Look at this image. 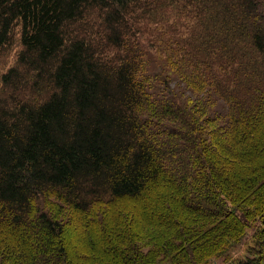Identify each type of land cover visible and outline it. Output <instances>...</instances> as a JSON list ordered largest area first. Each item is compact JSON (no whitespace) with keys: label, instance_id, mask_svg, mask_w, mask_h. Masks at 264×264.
<instances>
[{"label":"trees","instance_id":"1","mask_svg":"<svg viewBox=\"0 0 264 264\" xmlns=\"http://www.w3.org/2000/svg\"><path fill=\"white\" fill-rule=\"evenodd\" d=\"M263 124L264 0H0V264H264Z\"/></svg>","mask_w":264,"mask_h":264},{"label":"rangeland","instance_id":"2","mask_svg":"<svg viewBox=\"0 0 264 264\" xmlns=\"http://www.w3.org/2000/svg\"><path fill=\"white\" fill-rule=\"evenodd\" d=\"M166 17H169V16H166ZM182 18H184V20H187V21H192V18H196V17H194V16H186V15H183V17ZM197 19H202V20H206L205 18H197ZM204 21H203V23L201 22V21H197L195 24H191L189 27H187V25L184 27V28H177V25H174L173 27H169L168 25H169V21H168V19L167 18H165L164 19V23L162 24V26H161V30H162V32L160 33L159 31H158V33H160L161 35L162 34H164V33H166V32H169V31H177V30H183L186 34L183 36V38H187L188 37V41H193V44L194 45H196L197 43H195V40H194V38H196V36L197 37H203L202 36V34L205 32V23H204ZM179 27V26H178ZM166 29V30H165ZM193 29H195L196 30V32H197V35L194 33V31H193ZM212 30V28H209L208 29V33L210 32ZM170 36V33H167V34H164V36H163V38L162 39H164V38H168ZM185 43L182 41V39H180L179 40V42L178 43H176L174 46H183ZM148 47L150 48V51H151V53H152V57L155 59V62L150 66L151 67V69H150V71L151 72H154V73H159V72H161L160 73V77H162L163 75H164V73H162V71H164V68H163V65L161 64V63H163L162 62V57H161V55H162V53L159 51V46L158 45H156V44H152L151 42H149V45H148ZM15 49H19L18 47H16ZM204 51V50H203ZM13 55V54H12ZM219 110H222V111H224V107H223V105L221 104L220 105V107H219ZM252 122H254V121H252ZM252 122H250V123H252ZM248 124V126H247V128H250V129H254V128H256L257 127V124L255 123H253V124ZM264 133V124L263 125H261V130H259V133ZM251 137H253V134H251ZM251 141H253V140H249L248 141V145H251L252 144V142ZM246 148H247V146H246ZM244 149H245V147H237L236 148V151L238 152V153H240L241 154V156L243 155L244 156ZM247 151H248V148H247ZM252 152H254V151H248V154H251ZM261 152V150H259L258 151V153H260ZM228 153H229V151H228ZM255 158H258V157H260L262 154L260 153V154H258V155H254V153L252 154ZM246 159V158H245ZM247 159L249 160V159H252V157L251 156H248L247 157ZM246 159V160H247ZM152 200H150V199H146V202H151ZM148 205H149V203H147ZM145 211V210H144ZM147 211V210H146ZM141 213V212H140ZM234 223V222H233ZM82 224H79V225H76V223L75 224H73V225H71V227H69L68 229H67V232H66V238L69 240V239H72L73 240V246H77V247H79V246H81V243L83 242L82 240H89V241H92L93 239H95L96 238V240H97V242L98 243H96V249H94V252L96 253V254H94V256L96 255L97 257H101L102 255L100 254V253H102L103 255L105 254H109L110 256H111V258L110 257H107V258H109V259H103L104 261L105 260H107V262H109V261H111V259L113 258V259H115L114 257H112V253H113V251L112 250H108L107 249V247H106V243H105V238L103 239V236H102V234H98L97 233V231L96 230H94L90 225H88L87 227H86V233H84V232H82L81 233V229H82V226H81ZM135 229H138V232L142 235L141 237V240L143 241V242H145L148 238H149V236H150V234H151V231L152 230H150V231H148V232H146V231H141L140 229H139V223H138V219H136V221H135ZM131 229H132V225H131ZM251 234H248L246 237H245V239L240 243V244H238L236 247H234L231 251H230V253H229V255H228V260H225V258H219V259H216V258H212L210 261H209V263L208 264H238V261L239 260H241V259H243V258H245L247 255H248V247L250 246V244H251V241H252V239H251V236H250ZM91 237V238H90ZM93 237V238H92ZM106 237V236H105ZM94 242V241H93ZM83 244V243H82ZM91 246H94V244L93 245H91ZM89 252H93V251H89ZM164 264H168V263H164Z\"/></svg>","mask_w":264,"mask_h":264}]
</instances>
